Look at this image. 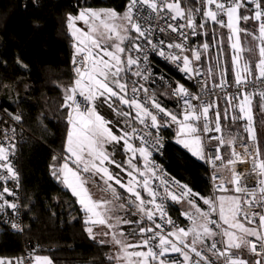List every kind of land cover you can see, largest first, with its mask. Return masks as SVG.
I'll return each instance as SVG.
<instances>
[{"label":"snow or ice","instance_id":"6c2138e0","mask_svg":"<svg viewBox=\"0 0 264 264\" xmlns=\"http://www.w3.org/2000/svg\"><path fill=\"white\" fill-rule=\"evenodd\" d=\"M199 11H202L200 22L193 8L182 7L180 0H127L123 14L110 7L91 6L66 14V26L75 41V79L63 89L61 107L66 111V141L61 155H53L51 175L78 197L85 213V231L93 240L96 239L93 226L103 225L110 230L102 235H110L111 244L118 249L114 257H109L116 264H264V158H261L264 149L257 142L252 127L251 104L255 93L247 91L249 86L264 85V0H203ZM153 20L163 21L165 26H154ZM208 21L229 30L236 93H225L224 99L233 112L238 107V112L231 117L232 122L247 118L246 130L251 143L242 141V151L236 150L237 138L230 131L227 139L224 135H214L221 133L222 122L229 119L228 107L221 112L217 101L204 98L208 90L206 81L199 84V92H194L179 82L173 87L170 80L165 87V78L161 75L162 94L175 98V111L160 102L159 89L149 86L157 83L149 63L150 54L176 64L189 79L201 75L202 70L195 64L201 60V54L198 50H192L191 56L184 54L185 42L198 34V28L206 29ZM241 21L245 23L243 29ZM77 22H83L85 27L77 26ZM33 24L39 27L38 20ZM249 25H253L251 31ZM156 27L162 34L160 38L154 34ZM185 29L189 30L187 34ZM168 30L171 32L164 36ZM241 31L259 42V58L254 68L248 62H241ZM204 34L207 35L206 31ZM202 47L207 50L209 44L205 42ZM17 62H20L19 57ZM0 63L7 66V61ZM226 72V68L221 71L219 83L214 80L213 89L225 90ZM259 95L264 99V90L259 91ZM238 97L242 99L237 106L233 100ZM105 106L121 119H106L100 111ZM210 110L214 126L209 119ZM13 119L20 122L22 115H14ZM201 121L202 127L199 126ZM173 125L176 126L177 150H186L210 165L213 182L220 179L218 171L226 166V159L234 194H227L223 180L213 184L214 189L220 190L219 194L215 190L208 195L201 194L171 177L156 163V154L162 155L167 143L161 132ZM4 136L7 139L8 133ZM117 146L122 148L120 155L126 159H116ZM15 147L11 142L8 146L0 143V181L4 182L0 211L11 209L13 214H18L16 199H5V194L15 197L7 186L9 180L19 187L20 174L12 163ZM223 148H231L230 158L222 156ZM249 161V172L255 174L251 189L245 183L248 173L236 169L237 163ZM106 162L119 171H110ZM83 173L104 180L113 201H121L123 196L111 182L124 190L128 200L120 207L126 206L128 214L139 219L121 220L109 216L105 205L112 201L93 199L85 187L87 178H82ZM142 193L147 194V200ZM169 201L188 205L181 216L189 222V227L177 225L172 219L166 207ZM198 201L207 206L206 210ZM120 224L134 226L128 236L138 235L139 239L135 243L126 242ZM10 227L23 231L15 221H11ZM108 242L100 241L102 245ZM243 249H247L251 259L233 251ZM170 253L182 259L170 257ZM0 264H53V261L49 256L29 253L15 258L0 257Z\"/></svg>","mask_w":264,"mask_h":264},{"label":"trees","instance_id":"16d2710c","mask_svg":"<svg viewBox=\"0 0 264 264\" xmlns=\"http://www.w3.org/2000/svg\"><path fill=\"white\" fill-rule=\"evenodd\" d=\"M126 3L127 0H0V61H7L6 67L0 63V110L22 115L21 122L27 133V139L19 148L18 158L25 231L15 233L0 222V257L23 256L26 249L36 247V255L49 256L53 264L116 263L115 260H109V257H114L112 245H102L100 241L103 238L96 237L93 240L85 231L84 211L73 193L52 177L50 165L53 163V155H61L66 141V111L61 107L63 89L74 81L71 72L74 39L66 26V14L85 6L110 7L122 14ZM34 20L39 21V27L34 26ZM253 25H249V30ZM241 26L245 27L243 21ZM207 31L206 42L209 48L204 50L202 64L208 81L216 82L218 74L225 68L226 77L234 80L229 33L217 26H208ZM213 40L220 64L219 71L215 51L210 48ZM244 55L254 68L253 57L249 58L246 52ZM159 67L169 75H176L163 63H159ZM157 89L160 102L175 111L176 103L169 95L166 98L162 94L164 88ZM259 99L261 97L253 100H257V109L261 108ZM239 101L234 100L233 104ZM219 105L221 112L228 107L225 101L219 102ZM100 111L106 119H121L106 106ZM236 112L228 107L229 119L222 122L221 135L227 139L230 131L237 141L247 140L248 121L243 118L232 122L231 117ZM210 116L214 124L211 110ZM256 119L260 121L259 117ZM175 128L174 125L172 130L166 132L169 141L162 161L168 173L196 192L211 194L207 165L186 150H177ZM223 150L225 158H230V148ZM124 201L126 199L123 196L121 202ZM183 210L184 207L179 204L172 206V212L177 218H180ZM125 216L129 220L139 219L129 215L128 210ZM122 228L131 232L134 226L123 225Z\"/></svg>","mask_w":264,"mask_h":264},{"label":"built area","instance_id":"2783aa9c","mask_svg":"<svg viewBox=\"0 0 264 264\" xmlns=\"http://www.w3.org/2000/svg\"><path fill=\"white\" fill-rule=\"evenodd\" d=\"M181 2V6L182 7H191L193 8V10L195 11L196 14V19L198 22H200L202 20V11H199V9L202 8L203 6V0H180ZM225 21H226V17H224ZM152 25H158L159 27H164V23L163 21H151ZM254 24V22H253ZM208 26H217L219 28L222 29H227L226 27H221L219 24H213V22L208 21L207 25H206V29H197L198 34L197 35H192L190 36L189 40L186 41V46H187V50L184 54H188L191 56V52L192 50H198L201 54V60L200 61H195V64L202 70L201 71V75L198 77H195L193 79H189L187 76L184 75V73L180 72L177 68V65L172 63L171 61L166 60L164 57H160L158 55L155 54H150V60L149 63L152 66V71L153 73L156 75L157 77V83L155 85H149L151 88H159L161 87V84L159 82V77L161 75L164 76V86L166 87L168 81L170 80L173 84V87L175 86V82H179V83H183L185 85V87L189 88L191 91L194 92H199V84L201 82L206 81L207 82V91L204 92V98L206 100L209 101H217L218 103L221 101H225L224 96L225 93L228 94H235L236 93V87L234 84V80H230L226 77L227 80V85L225 87V90H221L219 88L213 89V82H209L208 78L206 76L205 73V69L204 66L202 64V59L204 56V49H203V44L206 42V37L207 35H205V31L206 33H208L207 31V27ZM185 33L187 34L189 32L188 29L184 30ZM171 32V30H168L167 32H165L163 35L167 36L169 33ZM154 34L157 38L161 37V33L158 30V27H156L154 29ZM173 36H175V34H172ZM211 49H214V53L216 55V62H217V69L218 71L220 70V64H219V60H218V55H217V49H216V44H215V40H213V43L210 46ZM75 52V48H73V54H72V59H71V72L72 75L75 79V75H74V69H73V55ZM167 52V49H166ZM194 60V57H192ZM159 63H163L167 66H169L176 75H169L166 72L162 71L159 67ZM220 74H218L217 80L215 83H219L220 81ZM249 79H253L252 77H249ZM264 90V85H260V84H256L254 87L253 86H249L247 88L248 92H254L255 94L252 96V100L261 97L259 95V91ZM131 93L129 92V95ZM169 98L175 102V98L169 96ZM242 99V97H238L235 100H240ZM234 101V100H233ZM200 109L197 108V112H199ZM13 114L7 113V112H2L0 110V143H3L5 146H8L9 142L15 144V152L14 155L12 156V163L14 165V167L18 170L19 174V166H18V158H19V148L21 146V144L27 139V133H26V129L24 128L22 122H17L13 119ZM210 121H212L211 116H209ZM174 126V125H173ZM199 126L202 127V121L199 123ZM214 126V124H213ZM172 128V127H171ZM169 128H165L162 130L161 135L164 137V139L167 141H169V137L168 134L166 133L168 130H172ZM14 130V132H13ZM7 132L8 133V138L5 139L4 133ZM205 136L207 134H204ZM214 135H221V133L219 134H214ZM243 141H247L248 143H251V141L247 140H243ZM242 141H237L235 147L237 151H242V149L240 148V143ZM166 143V145H167ZM205 143L208 144L209 142L207 140H205ZM166 148V146H165ZM224 149V148H223ZM222 149V156L225 157L224 154V150ZM165 150V149H164ZM164 150H163V154H156V163L160 166H162L164 169H166V166L164 164V162L162 161L163 157H164ZM230 155H231V148H230ZM225 167H222L219 169L218 171V176L220 177V179H218L217 181L213 182L211 180V167L210 165H207V170H208V181L210 184V188H211V193L215 190L217 192V194L220 193L219 189H214L213 184H219L220 180L224 181V185L225 188L228 189V193H232L233 192V186L229 183L231 180V170H230V166H227L226 163V159H225ZM236 169L239 172H245L248 173V179L245 181V183H247L251 189V185L254 182V178H255V174L254 173H250L249 170L251 169V162H247V163H237L236 165ZM167 171V169H166ZM168 173V171H167ZM169 174V173H168ZM170 175V174H169ZM171 176V175H170ZM172 177V176H171ZM4 186V182L0 181V191H2V188ZM7 186L13 190L15 197H10L7 194H5V199H16L18 205H19V211L18 214H13L11 209H7V211H0V222L4 223L10 230H12L15 233H24L25 231V222H24V218H23V211H24V206L22 203V178H21V174L19 175V187H17V185L15 183H13L11 180H9L7 182ZM231 187V190H229V188ZM198 203L206 210L207 206L203 205L202 201H198ZM176 203L173 202H168V204H166V207L169 209V214L171 215L172 219L176 222L177 225L180 226H184L185 228L189 227L190 224L189 222L185 219V217L181 216L180 214V218H177L173 212H172V206L175 205ZM181 206H188L186 203L183 204H179ZM139 218V217H138ZM214 219H216L217 217L214 216ZM11 221H15L16 223L20 224L23 228V231H17L14 230L10 227V223ZM217 239H219V237H217ZM218 247H221V245H218ZM37 248H31V249H26L23 253V256H27L29 253H32L33 256L37 254ZM235 251V250H233ZM237 252V251H236ZM239 255H241L238 252ZM210 255V254H209ZM170 257H177L182 259V257H178V254H170Z\"/></svg>","mask_w":264,"mask_h":264},{"label":"rangeland","instance_id":"374dc122","mask_svg":"<svg viewBox=\"0 0 264 264\" xmlns=\"http://www.w3.org/2000/svg\"><path fill=\"white\" fill-rule=\"evenodd\" d=\"M77 26L85 27L83 25V22H77ZM240 27L242 28L241 24H240ZM252 27L253 26H251L250 31L252 30ZM224 30L229 33L228 29H224ZM73 43H75V41ZM108 43L111 44V41H109ZM258 43L259 42L257 40H254L251 36H245L244 32L242 33V31H241V33H240V45H241L243 51L240 53V56H241V62L242 63L243 62H247V59H246V57L244 55L245 52L249 54V58L253 57V59L255 60V63H256V61L259 58L258 57ZM232 52H233V50H232ZM250 62L252 63L251 60H250ZM249 65H250V63H249ZM163 96L166 97V98L168 97V95H166V94H163ZM259 100L261 101V103L259 105V107H261L260 109H257L258 107L255 106L256 104L258 105V103L256 102L257 100L256 101L252 100V104H251L252 127L254 128L257 142L260 144L261 148L264 149V101H262L264 99L261 98ZM234 103L236 104L237 102H234ZM238 104H239V102L237 103V105ZM257 117L260 118V121H258V119H256ZM245 119L247 120L246 117H245ZM255 122L257 123L256 125H255ZM247 126H248V124H247ZM120 148H121L120 146H117V148L115 149V151L117 153L116 159L118 161L124 160V156L120 155V153L122 151V148H121V150H120ZM261 158H264V156H262ZM105 166L109 167L110 171H119V170L115 169L114 165L108 164L107 162L105 163ZM85 177L87 178L86 179V183H85V187L88 189V191L91 194V196L93 197V199H97V200L106 199V200L112 201L111 203L105 205V207H107L109 209L108 215L111 216L113 219L116 218V217H119L121 220L127 219L126 216H125V212L128 210L127 207L125 206L124 208H121L120 207V203H117L116 201H113L112 198L109 197L110 190L107 189V187L105 186V181L101 180L100 177L97 176V175L89 176V174L83 173L82 174V178H85ZM91 179H94V180H91ZM92 181H94V182H92ZM98 183H99L101 188L106 189V191H107L106 193H103L99 189L100 187L98 188ZM111 183H113V187H115L117 189V193L120 194V190H122V189H120L119 186L115 185L114 182H111ZM229 190H231V187L229 188ZM227 194L228 195H232V193H228V192H227ZM127 196H128V194H127ZM77 199H78V197H77ZM127 200L128 199H126V201ZM183 207H184L185 210L188 209V206H183ZM121 210H122V213H119V214L116 213V211L120 212ZM123 225L126 226L127 224H120L119 228L123 229L122 228ZM90 226H92V225H90ZM95 228H99V230H97ZM106 231L110 232V230L106 226H103V225H95V226H93V232L96 235V237L103 238V240L109 241L108 244H111V242H110L111 241V236L110 235L109 236L102 235V233H104ZM123 231L125 233V237L124 238L126 239V242L135 243L139 239V237L128 236V232L129 231L126 232L124 229H123ZM112 247H113V255L115 256L118 249H117L116 246L112 245ZM235 251L239 252L245 258L251 259L250 254L247 252V249L235 250ZM170 254H168V255H170ZM44 256H46V255H44Z\"/></svg>","mask_w":264,"mask_h":264},{"label":"crops","instance_id":"0c3cea01","mask_svg":"<svg viewBox=\"0 0 264 264\" xmlns=\"http://www.w3.org/2000/svg\"><path fill=\"white\" fill-rule=\"evenodd\" d=\"M92 178V177H91ZM91 180H94V179H91ZM126 180V179H125ZM92 182H94V181H92ZM100 183V182H99ZM99 183H98V188L100 187V185H99ZM63 184V183H62ZM64 185V184H63ZM65 186V185H64ZM66 187V186H65ZM96 187V186H95ZM67 188V187H66ZM103 193H106L107 191H106V189H103V188H99ZM70 190V189H69ZM104 190V191H103ZM71 191V190H70ZM74 195V194H73ZM120 195H122V196H124L125 197V199H128V196H127V193L126 192H124V190H120ZM75 196V195H74ZM142 196H144V198L147 200L148 199V197H147V194L146 193H142ZM76 197V196H75ZM109 197H111V194H110V192H109ZM112 198V197H111ZM76 199H77V197H76ZM77 202H78V199H77ZM117 203H122L121 201H116ZM78 204H79V202H78ZM80 205V204H79ZM80 207H81V210L83 211V208H82V206L80 205ZM185 210V209H184ZM122 211V210H121ZM119 212V211H116V213H122V212ZM95 229H97V230H99V228H95ZM211 241H209V243H210ZM171 254H175V253H171Z\"/></svg>","mask_w":264,"mask_h":264}]
</instances>
